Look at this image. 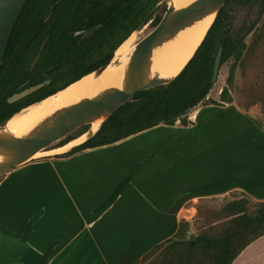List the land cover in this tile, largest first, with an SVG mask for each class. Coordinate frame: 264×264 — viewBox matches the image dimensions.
<instances>
[{
	"label": "trees",
	"instance_id": "trees-1",
	"mask_svg": "<svg viewBox=\"0 0 264 264\" xmlns=\"http://www.w3.org/2000/svg\"><path fill=\"white\" fill-rule=\"evenodd\" d=\"M157 1L28 0L11 32L0 67V122L105 65ZM257 1L256 23L232 34L228 7L247 5L251 0H226L194 55L172 81L136 93L100 125L89 141L62 157L108 146L160 125L171 127L177 123L184 127L187 115L198 106L231 104L229 89L236 68L243 85L248 87V104L258 102L264 107V0L254 3ZM161 18L153 20V27ZM256 24L259 26L254 31ZM88 30L94 32L79 42L81 34L75 32ZM252 31L253 39L246 48L244 39ZM42 44L40 58L29 72L28 66ZM219 48V71L229 62L230 67L226 87L213 101L207 95L214 85L212 69ZM51 68V74H43ZM24 80L27 86L47 84L29 97L8 104L7 99ZM87 129L76 130L50 149L71 142ZM252 208L248 207L246 197L219 209L199 203L195 222L200 231L195 238L167 240L135 264H231L248 245L264 236V203Z\"/></svg>",
	"mask_w": 264,
	"mask_h": 264
},
{
	"label": "crops",
	"instance_id": "crops-1",
	"mask_svg": "<svg viewBox=\"0 0 264 264\" xmlns=\"http://www.w3.org/2000/svg\"><path fill=\"white\" fill-rule=\"evenodd\" d=\"M230 105L208 106L217 109V113L223 111L219 122L224 125L228 120L234 121L243 116L236 110L225 111ZM242 118L245 120L243 135L232 137L226 145H223V135L216 138L220 134L216 130L221 126L220 123L213 122L211 116L207 118L209 121L203 118L201 127L207 128L208 132L202 140L206 144V155L199 158L193 155L185 160L180 154L175 169L171 163H166L161 173L154 174L151 171L147 177L135 173L138 167H131L125 177H119L114 171L115 163L122 168L125 164L133 166L132 163H138L145 157H140L146 153L144 149L152 145L146 141L136 143L131 137L133 142L130 152L124 154L119 153V148L129 138L66 157H62L63 154L33 160L10 171L6 174H11L10 177L21 175L22 171L32 170L34 173L26 176L19 188L8 185L4 179L6 175L0 179L3 184L0 188V206H4V210L0 207L1 264H47L55 259L64 241L69 244L63 258L65 264H135L155 246L167 240H176L170 238L175 234L176 227L188 228L193 222L198 229L195 219L199 203L219 209L223 205L217 207L205 200L229 194L241 196L229 202L248 198V195L264 196V135L255 131L254 136L259 138L258 141L245 138V132H251L254 125ZM209 122L210 127L207 126ZM192 127L187 121L184 127L177 123L171 127L160 125L145 132L157 128H180L184 129L181 130L183 133L193 132L190 135L203 133L198 124ZM225 146L233 148L227 152L228 155L223 149ZM112 148L113 154H105L107 149ZM104 149L106 152L88 154ZM233 155L240 158L236 160ZM54 161L62 163L61 171H55L56 174L51 177L54 172H47L45 168ZM19 168L20 171L14 172ZM107 168L110 173L106 177L109 180L105 185L109 187L106 192L104 186L99 187L89 180L107 171ZM130 174L135 175V178L131 176L133 179L129 177L128 180ZM47 176L54 182H62L60 185L54 184L47 181ZM17 195L21 198L16 204V199L12 198ZM187 214H192V217L187 219ZM84 222H93L90 231L96 242L93 240L90 243L85 232L80 233ZM61 227L64 232H60ZM199 231L192 237L186 232L189 237L177 241L193 239ZM99 244H102L101 247ZM99 249L105 251L101 252L102 257L98 253ZM61 253L63 256L64 250ZM12 259L15 261L12 262ZM231 264H264V236L248 245Z\"/></svg>",
	"mask_w": 264,
	"mask_h": 264
},
{
	"label": "water",
	"instance_id": "water-1",
	"mask_svg": "<svg viewBox=\"0 0 264 264\" xmlns=\"http://www.w3.org/2000/svg\"><path fill=\"white\" fill-rule=\"evenodd\" d=\"M27 1L28 0H0V67L11 32ZM162 2L163 0H158L153 5L136 30L132 33H139L145 27L148 17L155 12L157 7ZM225 2L226 0H194L189 5L181 9H174L168 2L169 6L160 22L149 34L139 40L134 47H132L130 53L126 57V69L121 89H107L93 98L83 99L73 105L60 108L41 120L32 129L20 137H16L6 131V124L21 111L26 110L33 105H37L45 99L64 91L69 86L79 82L87 76L93 75L95 78H98L110 67L119 65L123 57H116L115 52L132 33L118 46L110 60L105 65L69 84L64 89L45 98L44 100L31 104L13 114L8 119L0 122V178L30 161L45 157L60 156L82 146L95 135L100 125L116 109H118L125 102L129 101L136 93L167 85L181 72L188 62L175 77L171 79H160L152 76L151 73V59L154 50L173 40L180 32L192 27L204 19L212 18V22L210 24L211 27L217 15L224 7ZM210 27L205 32L201 42L205 38ZM89 34H91V32L86 34L83 39H85ZM42 48L43 46L40 48V51ZM221 53L222 49L219 48L213 63L211 84H214L218 77ZM38 59L39 54H37L34 58L30 69L35 66ZM49 72L50 71H48L47 74ZM43 85L44 84L37 85L19 94L13 95L7 99V103L13 104L39 90L43 87ZM96 122H99L98 129L93 132L91 126ZM82 127H88L87 131L79 136L81 137L84 135V140L82 142L72 145L66 151L51 152L52 150L64 147L69 143L68 142L61 147L47 150V153H44L41 157H34L36 154L46 151L47 148L53 146L66 136Z\"/></svg>",
	"mask_w": 264,
	"mask_h": 264
},
{
	"label": "rangeland",
	"instance_id": "rangeland-1",
	"mask_svg": "<svg viewBox=\"0 0 264 264\" xmlns=\"http://www.w3.org/2000/svg\"><path fill=\"white\" fill-rule=\"evenodd\" d=\"M168 2L170 3V0H163V2L157 7L155 12L151 16L150 20L148 21L147 26L140 31V34L137 37L138 38L137 42L139 40H141L142 38H144L147 34H149L153 30V28H154L153 24H152L153 20L157 19L158 17H162L164 15L166 9L169 6ZM258 10H259V1L254 3V0H251V2L247 5L231 4L228 7V18H229L228 22L230 24L231 33L235 34L239 29L245 30L248 27L252 26V23L255 24L256 23L255 21H256L257 15H258ZM259 24H256V27L253 28L254 31L257 28V26H259ZM254 31H252L244 39L246 48L250 45L251 40L253 39ZM242 34H243V32H241V35ZM229 67H230V62L221 67V69L218 73L217 80L207 95V99H212L213 101L218 100V95H219L220 91L222 90V88L226 87L225 80H226V77L228 75ZM259 85H261V84H259ZM247 88L248 87H246L245 84L243 85V80L240 77L239 69L236 68V71L234 73V77L232 80V88L229 89V95H230L231 101H232L230 107L233 110H236V112H238V114L243 115L242 117L247 119L246 120L247 122H248V120H250L252 122V125H254V127H255V128L254 127L251 128V125H250L251 132H249V131L245 132V134H247L245 136V138L250 139V141H252V140L258 141L259 138L254 136V132L255 131L258 133L260 132L261 135L262 134L264 135V107L262 106V104H260L258 102H252V103L248 104L249 93H248ZM216 110L217 109L210 107V106L197 107V108L193 109L192 111H190L189 114L187 115L188 117H186V118H187V121H189V125L193 126L192 128L196 127L197 124L199 127H201L202 119L204 118L206 121H209V120H207V118H209L210 116L212 118H214L213 122L219 124L220 123L219 117L222 115L221 113H223V111H220L217 113ZM242 117L235 118L234 121L228 120L226 123H224V125L222 123H220L221 126L218 129H216L220 132V134L216 135V138L220 135H223L224 136L223 137L224 138L223 145H226L228 142L227 140H230L232 137L238 138L239 135H243L241 127H242V125L245 124V120ZM191 118H194L195 120H191ZM210 125H211V123L209 122L207 124V126L210 127ZM203 127L200 128L203 131V133L201 135H200V132H198V136H196L197 134L196 135H190L193 132H188V134L185 133V136L187 138H184L182 140L178 139L177 137H173V133L171 130L178 131V129H179L181 131L184 129H180V128H174V129H168V130L166 129L172 135L170 138L158 140V141L155 140V141L151 142L152 145H150L148 148L144 149V152H146V153H144L140 156V157H142V156H145V157L141 158L138 161V163H132L131 165H133V166L125 164V166H123L124 168H122V166H120V164L115 163L116 166H114V168H115L114 171H116V174H118L119 177H125L127 175L128 170L131 167H135V168L138 167L139 172L135 171V173H141L142 175L145 174V176L147 177V175H148L147 173H149V174L161 173V170H162L163 166L166 165V163H171V167L175 169L176 166L178 165L179 157H181L180 154L183 155L185 160H188V157H191L193 155L198 156L197 158L202 157L203 155H206V152H205L206 144H205V141H202V140H203L204 136L206 137L208 134L207 128H203ZM151 131L153 132L154 129ZM151 131L141 133V134L134 136V137H131V138L135 139L136 143H139V142L143 143V141L146 140L147 137L151 134ZM249 133H250V135H249ZM132 142L133 141L130 138L128 140H126V144H124V146L119 148V153L124 154L126 152H130ZM229 144H230V142H229ZM52 147H54V146H52ZM52 147H50V148H52ZM230 147H227V146L223 147V149H225L224 151L226 152V155L229 154L227 152L230 151V149H231ZM46 151H47V149H46ZM113 151L114 150L112 148V149H107V152H106V149H104V150H97L94 152H90L88 154H91V153L92 154H94V153L99 154V153L106 152L105 154L110 156L111 154H113ZM142 153H143V151H142ZM86 154L87 153H84V155H86ZM81 155H83V154H81ZM219 155L220 154H218V156ZM233 156L236 160L238 158H240L236 155H233ZM241 159H242V157H241ZM61 164H62L61 162H55V161L49 162V164H47V167L45 168V171H47V172L51 171V173L54 172V174L51 175V177H54V175L56 174L55 171L56 172L61 171V169H60ZM16 171H20V168L15 170L14 172H16ZM33 173L34 172L32 170H30V172L22 171V172H20L21 175H15V176L10 177L11 174H8L4 177V179H5V181H8L7 182L8 185H11L13 188H15V187L19 188V186L22 187L25 177L26 176L28 177V175L30 176ZM109 173H110V170H109V168H107V171L105 170L103 173L96 174V176H93L92 180H89V181L90 182L92 181V183L95 182V184L99 187L104 186L105 191L107 192L109 187H105V185L108 184V182H109V180L106 178L109 175ZM131 174L129 176H132L134 178L135 175H131ZM49 177L47 176V179H48L47 181L52 182L54 184L60 185V183L62 182V180L59 182H54V180L50 179ZM114 182H116V181H114ZM1 183H0V188L3 185V184L1 185ZM20 194L23 195V193H20ZM216 197H217L216 199L212 198V199L205 200V201L207 203L212 204V205L213 204L218 205L217 207H219L220 205H224L226 202H229V200L238 199L241 196L238 194H233V195L229 194V196L227 195V196H216ZM19 198H21V197H19L17 195V197L12 198V199H16V204H17V203H19ZM247 199H248V207L251 209H253L252 207H254L257 204L264 203V196H254V195L250 196V195H248ZM209 206H211V205H209ZM0 207H1V209L4 210V206L2 204ZM5 213H6V215L8 214V212H5ZM192 214H193V212H192ZM192 214H190V215L187 214V219H190L192 217ZM88 225L91 227H88ZM61 226H64V225L62 224ZM196 226L197 225L195 223L193 224V222H192L191 226H189L188 228L176 227L175 228V234L172 235L170 238L176 239V240H185L186 238L189 237V235L186 232L190 233V236L192 237L193 235H195L197 233L198 229L196 228ZM92 227H93V222H90V223L84 222L82 227H81V231H80V233L83 231L85 232L86 237L89 238L88 241L90 243L93 242V240H94V242H96V238H94L93 233L90 231V229ZM59 230H60V232H62V231L64 232L63 227H61ZM74 243H76V242H74ZM62 245L63 246H62V248L59 249V252H57L55 254L56 255L55 259H53L52 261H49L47 264H65V262H64L65 259H63V258L66 256V252L68 250L69 244H67L64 241L62 243ZM101 245L102 244H99L100 247H101ZM62 250H64L63 256L61 253ZM102 251L105 252L104 249L98 250L100 257L103 256L101 254ZM13 261H15V260L12 259V262ZM0 264H1V261H0ZM81 264H84V263H81Z\"/></svg>",
	"mask_w": 264,
	"mask_h": 264
},
{
	"label": "bare ground",
	"instance_id": "bare-ground-1",
	"mask_svg": "<svg viewBox=\"0 0 264 264\" xmlns=\"http://www.w3.org/2000/svg\"><path fill=\"white\" fill-rule=\"evenodd\" d=\"M192 1L194 0H170L169 5L174 9H181L189 5ZM211 22L212 18L204 19L201 22L196 23L192 27L180 32L173 40L155 49L151 59L152 76L158 77L160 79H171L175 77L183 68V66L188 62V60L192 57L196 48L200 44L205 32L210 27ZM137 37L138 33H132L130 37L115 52L116 57L122 56L124 58L121 59L119 65L110 67L109 69L104 71L98 78H95L93 75L87 76L81 79L79 82L69 86L64 91L45 99L37 105H33L26 110L21 111L6 124V131L16 137H20L27 133L30 129H32L41 120L60 108L73 105L83 99L93 98L101 92L106 91L107 89H121L126 69V57L130 53L132 47H134V45L137 43ZM229 109L233 112V109L231 107L226 108L225 111H228ZM98 123L99 122L92 124L91 128L93 132L98 129ZM167 130L165 128H157L153 132L151 131L150 136L147 137V139L144 141L153 142L155 140L158 141L168 139L172 135ZM171 131L173 133V137H177L181 140L187 138L185 136V133L180 130ZM83 140L84 135L72 142H69L64 147L52 150L51 152L66 151L72 145L80 143ZM44 153H47V151L40 152L34 157H41L42 155H44ZM129 177L133 179L131 176H128V180Z\"/></svg>",
	"mask_w": 264,
	"mask_h": 264
},
{
	"label": "flooded vegetation",
	"instance_id": "flooded-vegetation-1",
	"mask_svg": "<svg viewBox=\"0 0 264 264\" xmlns=\"http://www.w3.org/2000/svg\"><path fill=\"white\" fill-rule=\"evenodd\" d=\"M150 11V10H149ZM148 11V12H149ZM153 15V14H152ZM152 15H150L149 17H151ZM146 16V15H145ZM149 17H148V19H147V21H146V25H145V27L147 26V23H148V21H149ZM138 27V26H137ZM144 27V28H145ZM89 32H91V34L94 32V30H88V31H85V32H83V31H77V32H75V35H79V34H81V38H80V40H79V42H83L84 40H86L91 34H89L85 39H83V37L86 35V34H88ZM140 34V32L138 33V35ZM42 46H44L43 44L40 46V48L42 47ZM43 49V48H42ZM42 51V50H41ZM41 51H40V49H39V58H40V54H41ZM36 57V55L33 57V59L31 60V62H30V64H29V66H28V71L29 72H31L34 68H35V66L32 68V69H30V67H31V64H32V62H33V60H34V58ZM39 60V59H38ZM38 62V61H37ZM37 62H36V64H37ZM35 64V65H36ZM54 69L53 68H51V69H49V70H47L46 72H44L43 74L44 75H49V74H51L52 73V71H53ZM48 71H50L48 74H47V72ZM24 76H21L20 78H23ZM38 78V76L36 75L35 77H34V80L35 79H37ZM36 81V80H35ZM27 81L26 80H24V81H21L20 83H19V85L17 86V88L15 89V93L13 94V95H16V94H19V93H21V92H23V91H25V90H27V89H29V88H32V87H35V86H37V85H42V84H44V85H46L47 84V82H44V83H40V84H36V85H30V86H27ZM43 85V86H44ZM42 88V87H41ZM40 88V89H41ZM39 89V90H40ZM38 91V90H37ZM37 91H35V92H37ZM35 92H33L32 94H34ZM32 94H30V95H32ZM12 95V96H13ZM30 95H28V96H26V97H29ZM11 97V96H10ZM9 97V98H10ZM26 97H24V98H26ZM23 98V99H24ZM22 100V99H21ZM20 101V100H19ZM18 102V101H17ZM16 103V102H15ZM71 135V134H70ZM69 136V135H68ZM67 137V136H66ZM64 139V138H63ZM61 141V140H60ZM55 145V144H54ZM53 145V146H54ZM52 147V146H51ZM47 150H52V149H50V147L49 148H47Z\"/></svg>",
	"mask_w": 264,
	"mask_h": 264
}]
</instances>
